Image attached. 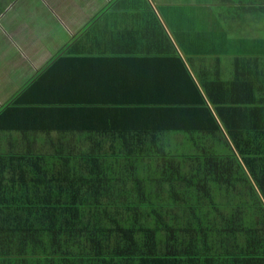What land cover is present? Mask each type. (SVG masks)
<instances>
[{"label":"trees","instance_id":"16d2710c","mask_svg":"<svg viewBox=\"0 0 264 264\" xmlns=\"http://www.w3.org/2000/svg\"><path fill=\"white\" fill-rule=\"evenodd\" d=\"M239 13L263 26L264 0H230ZM17 102L0 107V132L20 129ZM243 102L239 130L264 128ZM219 105L203 109L208 134L178 142L168 117L93 134L75 110H21L35 145L0 154V264H264V149L223 134Z\"/></svg>","mask_w":264,"mask_h":264},{"label":"crops","instance_id":"0c3cea01","mask_svg":"<svg viewBox=\"0 0 264 264\" xmlns=\"http://www.w3.org/2000/svg\"><path fill=\"white\" fill-rule=\"evenodd\" d=\"M229 6L230 0H11L0 13V107L18 99L21 130L26 113L33 120L45 108L75 110L78 125L91 124L93 134L130 129L133 118L145 121L147 133V120L168 117L185 128L166 133L178 142L208 134L203 109L213 116L212 103L221 104V124L231 130L221 125L222 133L251 136L250 149H264V128L239 130L243 101L264 125V43L253 41L264 24L230 15ZM152 109L165 113L145 116ZM19 130L0 132V149L24 150L28 141Z\"/></svg>","mask_w":264,"mask_h":264},{"label":"rangeland","instance_id":"374dc122","mask_svg":"<svg viewBox=\"0 0 264 264\" xmlns=\"http://www.w3.org/2000/svg\"><path fill=\"white\" fill-rule=\"evenodd\" d=\"M181 149H185V147L181 146ZM6 151H8V150L0 149V154L5 153ZM181 151H186V150H181Z\"/></svg>","mask_w":264,"mask_h":264}]
</instances>
